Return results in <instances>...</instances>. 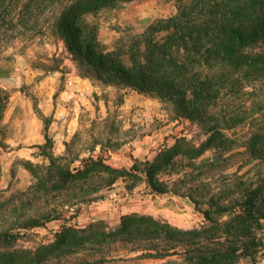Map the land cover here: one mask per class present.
<instances>
[{"label": "trees", "instance_id": "16d2710c", "mask_svg": "<svg viewBox=\"0 0 264 264\" xmlns=\"http://www.w3.org/2000/svg\"><path fill=\"white\" fill-rule=\"evenodd\" d=\"M133 1L0 0V52L13 40L29 41L48 32L62 41L79 77L155 98L175 119L197 125L203 139L196 144L176 138L151 161L135 162L129 169L88 158L71 171L45 152L51 149L45 135L39 149L48 165L27 162L24 168L41 192L70 189L90 177L97 181L91 195H98L117 181H125L131 191L142 180L151 194L172 193L188 197L196 208L203 205L199 209L205 224L181 230L132 213L111 229L102 222L62 226L51 242L25 249L16 243L21 232L42 226L53 215L16 213L7 222L8 214L27 205L19 195L6 198L8 190L0 189V264H131L170 256L179 257L174 264H239L243 259L257 264L256 255L264 251V0H174V15L106 49L88 17ZM7 101L8 94L0 88V125ZM5 147L0 140V148ZM207 153L196 166L208 170L207 194L197 197L198 189L183 194L174 188ZM235 157L239 165L228 172ZM249 164L253 169L242 171ZM165 174L177 178L170 182L162 178ZM215 183L219 185L211 188ZM26 192L20 195L26 197ZM116 245L140 254L115 255L111 250Z\"/></svg>", "mask_w": 264, "mask_h": 264}, {"label": "rangeland", "instance_id": "374dc122", "mask_svg": "<svg viewBox=\"0 0 264 264\" xmlns=\"http://www.w3.org/2000/svg\"><path fill=\"white\" fill-rule=\"evenodd\" d=\"M141 1L88 17L89 22L97 25L99 41L106 49H111L119 38L140 34L153 21L175 14H168L171 5L176 11L174 0H144L150 2L146 5ZM0 88L8 94L0 125V140L6 146L0 148V189L8 190L6 198L19 195L20 200L26 201L23 206L27 205L25 210L13 211L5 219L10 222L18 213L36 215L41 211L53 215L42 226L23 230L16 242L18 246L33 249L47 244L62 226L84 228L102 222L111 229L119 224L123 215L132 213L151 216L181 230L205 224L199 209H204L203 205L196 208L188 197L172 193L151 194L142 180L137 181L131 191L125 189V181H117L98 195H91L97 181L90 177L83 185L80 182L70 189L41 192L35 189L36 180L24 168L27 162L48 165L39 149L45 144V135L51 147L45 152L71 171L81 168L83 160L88 158L102 159L115 169H129L135 162L151 161L176 138L185 137L198 144L203 134L197 125L175 119L169 107L155 98L79 77L62 41L48 32L29 41L13 40L0 52ZM208 156L209 153L195 161L188 177L174 188L183 194L198 189L197 197L207 194L208 170L196 166ZM239 160L235 157L229 162L228 172L236 170ZM249 168L252 170L253 164L242 171ZM213 176L217 178L218 171H214ZM162 178L172 182L177 175L165 174ZM218 185L215 183L211 188ZM23 191H27L26 197L20 195ZM95 196L101 197L79 202L80 198ZM14 204L20 207L17 202ZM54 209L59 211V216L52 213ZM125 248L130 246L116 245L111 251L127 258L140 254ZM255 259L257 264H264V251ZM177 260L179 257L170 256L141 259L131 264H174ZM239 264L247 262L243 259Z\"/></svg>", "mask_w": 264, "mask_h": 264}, {"label": "crops", "instance_id": "0c3cea01", "mask_svg": "<svg viewBox=\"0 0 264 264\" xmlns=\"http://www.w3.org/2000/svg\"><path fill=\"white\" fill-rule=\"evenodd\" d=\"M137 1H138V0H137ZM137 1L130 2V3L126 4V6L129 7V5H131V4H133L134 2H137ZM141 2H143V5H146V4L150 3V2H145L144 0L141 1ZM168 3H169V6H170V5H171V4H170L171 2H168ZM167 5H168V4H167ZM133 8H134V7L131 6V7L129 8L130 11H132ZM140 11H141V10H138L139 13H140ZM174 12H175L174 7L171 5L170 10H169V12H168L169 16L172 15V14H174Z\"/></svg>", "mask_w": 264, "mask_h": 264}]
</instances>
